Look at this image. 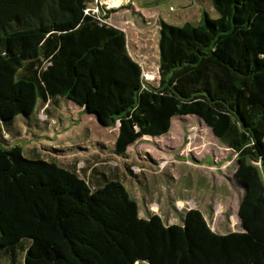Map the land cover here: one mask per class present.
<instances>
[{
    "label": "trees",
    "instance_id": "1",
    "mask_svg": "<svg viewBox=\"0 0 264 264\" xmlns=\"http://www.w3.org/2000/svg\"><path fill=\"white\" fill-rule=\"evenodd\" d=\"M91 2L0 0V264H264V0H211L215 18L160 20L156 86L107 23L113 9L86 12ZM63 97L117 124L121 156L197 116L236 156L242 230L215 232L197 208L182 223L141 217L118 178L94 167L91 186L75 164L9 144L18 115L36 121L37 104Z\"/></svg>",
    "mask_w": 264,
    "mask_h": 264
},
{
    "label": "rangeland",
    "instance_id": "2",
    "mask_svg": "<svg viewBox=\"0 0 264 264\" xmlns=\"http://www.w3.org/2000/svg\"><path fill=\"white\" fill-rule=\"evenodd\" d=\"M117 1L110 13L100 12L125 32L128 52L152 86L159 79L160 20L181 26L197 23L204 11L211 18L218 15L211 0ZM35 110L36 121L18 115L11 125L16 134H4L26 155L75 164L91 186L94 167L118 178L136 200L141 217L157 213L165 223H182L184 211L197 208L215 232L242 230L237 210L243 189L234 176L236 156L197 116L174 117L168 133L143 136L121 156L113 151L117 124L100 125L74 101L63 97L47 107L39 103Z\"/></svg>",
    "mask_w": 264,
    "mask_h": 264
},
{
    "label": "built area",
    "instance_id": "3",
    "mask_svg": "<svg viewBox=\"0 0 264 264\" xmlns=\"http://www.w3.org/2000/svg\"><path fill=\"white\" fill-rule=\"evenodd\" d=\"M114 1L116 0H92L93 6H89V8L86 9L87 11H90L92 13H99L100 11L103 12V10L111 9L110 7L114 6ZM119 0L117 1V3Z\"/></svg>",
    "mask_w": 264,
    "mask_h": 264
},
{
    "label": "water",
    "instance_id": "4",
    "mask_svg": "<svg viewBox=\"0 0 264 264\" xmlns=\"http://www.w3.org/2000/svg\"><path fill=\"white\" fill-rule=\"evenodd\" d=\"M88 114V113H87ZM94 116V118L96 119V116L95 115H93ZM96 121H97V119H96ZM98 122V121H97ZM99 123V122H98Z\"/></svg>",
    "mask_w": 264,
    "mask_h": 264
},
{
    "label": "crops",
    "instance_id": "5",
    "mask_svg": "<svg viewBox=\"0 0 264 264\" xmlns=\"http://www.w3.org/2000/svg\"><path fill=\"white\" fill-rule=\"evenodd\" d=\"M110 173H112V172H110Z\"/></svg>",
    "mask_w": 264,
    "mask_h": 264
}]
</instances>
